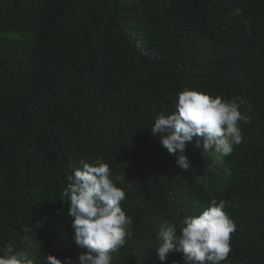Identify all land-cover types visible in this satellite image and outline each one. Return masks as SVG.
Wrapping results in <instances>:
<instances>
[{"label":"trees","instance_id":"16d2710c","mask_svg":"<svg viewBox=\"0 0 264 264\" xmlns=\"http://www.w3.org/2000/svg\"><path fill=\"white\" fill-rule=\"evenodd\" d=\"M184 90L252 118L230 155L189 142L188 171L152 134ZM101 158L133 220L112 264H186L158 236L214 199L236 225L222 264H264V0H0V255L80 264L63 192Z\"/></svg>","mask_w":264,"mask_h":264},{"label":"clouds","instance_id":"9594fccd","mask_svg":"<svg viewBox=\"0 0 264 264\" xmlns=\"http://www.w3.org/2000/svg\"><path fill=\"white\" fill-rule=\"evenodd\" d=\"M251 115H244L235 99L225 100L196 90H184L179 94L177 110L172 114L161 112L155 119L152 134L159 136L164 148L172 155L179 152L177 165L184 171L192 166L185 155L187 144L194 138L197 147L204 151L230 155L234 145L243 141L240 122L251 123ZM202 141V145L201 142ZM82 169L74 176L63 192L70 199L69 215L74 218L76 243L86 251L80 254V264H112L113 252L124 247L131 234L133 220L126 214L122 202L126 191L117 186L124 175L113 177L111 167L104 160L94 163L82 161ZM227 201L212 200L211 206L201 214L185 217L179 226L171 220L158 236L156 249L161 261L172 252H182L186 264H222L232 251V235L236 231L234 221L225 211ZM178 241L179 247L174 243ZM48 264H63L56 256L48 254ZM0 264H36L27 253L14 252L6 246L0 255ZM68 264H71L68 258Z\"/></svg>","mask_w":264,"mask_h":264},{"label":"rangeland","instance_id":"374dc122","mask_svg":"<svg viewBox=\"0 0 264 264\" xmlns=\"http://www.w3.org/2000/svg\"><path fill=\"white\" fill-rule=\"evenodd\" d=\"M215 153H217V151L215 152ZM34 257V256H33ZM33 259V258H32Z\"/></svg>","mask_w":264,"mask_h":264}]
</instances>
